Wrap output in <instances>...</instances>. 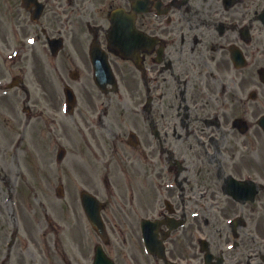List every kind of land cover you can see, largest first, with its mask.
I'll list each match as a JSON object with an SVG mask.
<instances>
[{
	"label": "flooded vegetation",
	"instance_id": "1",
	"mask_svg": "<svg viewBox=\"0 0 264 264\" xmlns=\"http://www.w3.org/2000/svg\"><path fill=\"white\" fill-rule=\"evenodd\" d=\"M263 11L264 0H0V46L24 74L14 88L26 119L48 115L60 136L66 121L86 125L89 142H111L132 167L124 183L105 174L104 197L85 186L103 202L117 264H264ZM122 85L133 111H110ZM77 245L62 264H93L91 240L81 233Z\"/></svg>",
	"mask_w": 264,
	"mask_h": 264
},
{
	"label": "rangeland",
	"instance_id": "2",
	"mask_svg": "<svg viewBox=\"0 0 264 264\" xmlns=\"http://www.w3.org/2000/svg\"><path fill=\"white\" fill-rule=\"evenodd\" d=\"M1 49L3 48L0 46V77L11 80L19 72V65L12 68V63H6ZM52 69L53 75L58 77V72ZM25 78L32 97L37 98L41 91L37 73H30ZM57 84V89L63 87ZM47 87L52 91L51 85L47 84ZM122 87V94L114 96L115 99L110 102V111H133L131 90L126 85ZM23 94L22 90H18L9 96L0 95V264L6 257V264H53L56 258L57 263L62 264L63 253L73 255L83 249L77 245L81 233L87 241L91 240L92 245L97 240L82 215L79 203L81 188L95 187L104 197L107 190L103 181L105 174L117 171L118 179L124 183L128 175L122 169L132 167L118 162L119 152L111 142H104L102 137L99 146L98 141L96 144L89 142L87 126H76L72 120L66 121V127H61V132L65 133L61 136L48 115L34 119L33 123H28L27 128L23 129L24 123L30 121L26 119L25 111H20L23 100L19 102V97ZM93 94L97 99L99 94ZM82 100L81 98L80 103ZM51 101L52 97L49 95L44 104L49 105ZM16 116L20 117L15 119ZM48 129L55 132L50 134ZM55 134L59 141L53 137ZM59 142L69 148L71 156L60 167L56 162ZM130 177H133L132 170ZM60 178L65 187L64 197L57 193ZM112 182L117 186L116 181ZM126 188L130 191L127 186ZM114 200L113 198V205ZM123 206L127 214H133V207L130 208L126 202ZM76 210L84 222L83 226L78 224ZM116 210L121 215L124 214L119 206ZM125 230L128 240H131L125 248L136 257L138 248L133 229ZM12 239L14 242L10 246ZM123 250L125 251L124 248ZM143 262L146 263L145 258Z\"/></svg>",
	"mask_w": 264,
	"mask_h": 264
},
{
	"label": "water",
	"instance_id": "3",
	"mask_svg": "<svg viewBox=\"0 0 264 264\" xmlns=\"http://www.w3.org/2000/svg\"><path fill=\"white\" fill-rule=\"evenodd\" d=\"M85 198H88V197H85ZM87 200V199H86Z\"/></svg>",
	"mask_w": 264,
	"mask_h": 264
}]
</instances>
